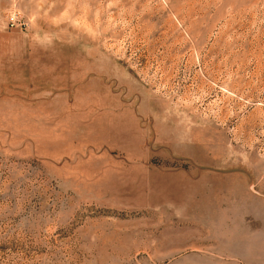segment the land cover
Listing matches in <instances>:
<instances>
[{"label": "rangeland", "instance_id": "obj_1", "mask_svg": "<svg viewBox=\"0 0 264 264\" xmlns=\"http://www.w3.org/2000/svg\"><path fill=\"white\" fill-rule=\"evenodd\" d=\"M0 264H264V0H0Z\"/></svg>", "mask_w": 264, "mask_h": 264}, {"label": "built area", "instance_id": "obj_2", "mask_svg": "<svg viewBox=\"0 0 264 264\" xmlns=\"http://www.w3.org/2000/svg\"><path fill=\"white\" fill-rule=\"evenodd\" d=\"M12 25V24H11Z\"/></svg>", "mask_w": 264, "mask_h": 264}]
</instances>
